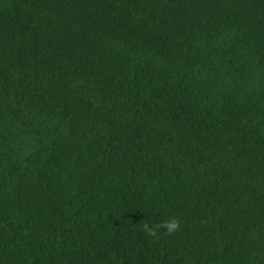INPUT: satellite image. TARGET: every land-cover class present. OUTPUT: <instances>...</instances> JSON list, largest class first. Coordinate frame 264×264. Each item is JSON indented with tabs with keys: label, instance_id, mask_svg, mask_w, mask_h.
<instances>
[{
	"label": "trees",
	"instance_id": "1",
	"mask_svg": "<svg viewBox=\"0 0 264 264\" xmlns=\"http://www.w3.org/2000/svg\"><path fill=\"white\" fill-rule=\"evenodd\" d=\"M0 264H264V0H0Z\"/></svg>",
	"mask_w": 264,
	"mask_h": 264
},
{
	"label": "clouds",
	"instance_id": "2",
	"mask_svg": "<svg viewBox=\"0 0 264 264\" xmlns=\"http://www.w3.org/2000/svg\"><path fill=\"white\" fill-rule=\"evenodd\" d=\"M163 227H165V229H166V231L168 233H171L173 230H175L178 227V224L175 221V219H170L167 222H165V224L163 225ZM145 228L147 230V225H145Z\"/></svg>",
	"mask_w": 264,
	"mask_h": 264
}]
</instances>
